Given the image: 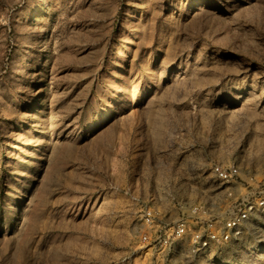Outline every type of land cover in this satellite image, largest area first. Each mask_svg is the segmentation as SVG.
<instances>
[{
  "label": "rangeland",
  "instance_id": "1",
  "mask_svg": "<svg viewBox=\"0 0 264 264\" xmlns=\"http://www.w3.org/2000/svg\"><path fill=\"white\" fill-rule=\"evenodd\" d=\"M259 196L264 0H0V264H264V216L204 258L140 239L145 203Z\"/></svg>",
  "mask_w": 264,
  "mask_h": 264
},
{
  "label": "built area",
  "instance_id": "2",
  "mask_svg": "<svg viewBox=\"0 0 264 264\" xmlns=\"http://www.w3.org/2000/svg\"><path fill=\"white\" fill-rule=\"evenodd\" d=\"M211 172L213 177L223 185L244 186L245 181L235 163L213 164ZM140 214L142 226L148 230L147 234L142 235L140 239L143 243L150 244L157 251L158 256L162 257L161 259L164 260L173 255L178 245L188 236L192 245L198 248V254L204 258L219 243H225L231 248L230 243L233 238L242 232V226L251 216H264V197L259 196L254 201L245 200L244 208L238 211L233 210L228 219L221 214L212 213L201 203L188 209L181 206V217L175 222L161 218L159 211L146 203L141 206ZM219 226L220 229H218Z\"/></svg>",
  "mask_w": 264,
  "mask_h": 264
},
{
  "label": "bare ground",
  "instance_id": "3",
  "mask_svg": "<svg viewBox=\"0 0 264 264\" xmlns=\"http://www.w3.org/2000/svg\"><path fill=\"white\" fill-rule=\"evenodd\" d=\"M228 101H229V99H228Z\"/></svg>",
  "mask_w": 264,
  "mask_h": 264
}]
</instances>
